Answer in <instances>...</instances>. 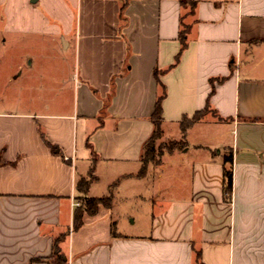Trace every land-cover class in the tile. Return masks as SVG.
Listing matches in <instances>:
<instances>
[{"label": "crops", "instance_id": "crops-1", "mask_svg": "<svg viewBox=\"0 0 264 264\" xmlns=\"http://www.w3.org/2000/svg\"><path fill=\"white\" fill-rule=\"evenodd\" d=\"M181 1L0 0L4 56L17 70L55 56L53 80L69 87L0 109V264H46L57 238L59 264H198L196 251L201 264H264V0ZM15 37L36 46L13 53ZM161 85V135L185 145L140 176ZM79 197L110 204L73 229Z\"/></svg>", "mask_w": 264, "mask_h": 264}, {"label": "rangeland", "instance_id": "rangeland-1", "mask_svg": "<svg viewBox=\"0 0 264 264\" xmlns=\"http://www.w3.org/2000/svg\"><path fill=\"white\" fill-rule=\"evenodd\" d=\"M4 3H0V26L3 17ZM16 38V37H15ZM3 38H0V109L11 108L19 110H31L41 105V99H52L55 92H60V96L67 98L69 87H57V81L53 80L52 74L55 70L53 66L56 63L55 56L45 55H29L22 60V69L17 70V64L20 62L19 56L10 55L4 56ZM50 41L43 40V47H50ZM35 44V45H34ZM36 46V42L29 38L14 39L11 42L13 53L21 51L25 48L26 51H31V46ZM35 53V52H33ZM7 55V54H6ZM31 65H28L29 62ZM264 64V59L260 62ZM54 70V71H53ZM11 80L8 82L9 77ZM15 78V76H17ZM52 78V80H51ZM65 89V90H64ZM40 107V106H39ZM210 111L203 109L198 118L209 117ZM196 119V120H197ZM179 143L178 146L183 147L185 142L183 137L164 138L163 135L155 140V146L167 145L170 143ZM92 177V176H90ZM89 179V177H87Z\"/></svg>", "mask_w": 264, "mask_h": 264}, {"label": "trees", "instance_id": "trees-1", "mask_svg": "<svg viewBox=\"0 0 264 264\" xmlns=\"http://www.w3.org/2000/svg\"><path fill=\"white\" fill-rule=\"evenodd\" d=\"M185 2H187V1L182 0L181 4H184ZM125 3H126V0H121V8L125 5ZM188 4H190V7L192 9L194 6V3L191 2ZM186 31H187V26H185V25H183V28H181L179 30L178 38H179L181 47H180L179 53L176 55V58H175L176 61L179 59L180 53L186 45ZM215 80L221 81L222 79H215ZM210 83H211L210 93H212L214 91V79H211ZM164 95H165V89H164L163 85H161V93L158 95V97L156 99L154 110L151 114V121L153 123V130L143 144V152L141 155V167L139 170L140 176L145 174L147 165L149 163H151V162L152 163H158L159 162V159H160L161 155L163 154V152H165V151L171 152L175 148H181L180 146H178L179 143H177V142L170 143L167 145H160L159 147L155 146V140L160 138V136H161V127H160L161 111H162L161 101H162ZM204 109H209L208 104L205 106ZM201 111H197L193 115V117L190 119L184 117L180 121V128H181V131L183 134L182 136H184L186 129L198 118V115L200 114ZM39 133H40L41 138L44 140V142L47 145H49L51 148H54L45 140L43 133L42 132H39ZM223 163L229 165V167L224 166V168H223V177H224V179H223L224 180L223 181V192H224L225 198L228 199L230 197L231 187H232V154H231V152L223 155ZM92 179H93V177H89V179L84 178V177L79 178L77 180V183H76L77 189L81 192L86 191ZM78 200L80 202V205L75 207V210L73 212V222H72L73 223V229H77L81 226L82 216L85 212L89 213V214H93L96 212L97 207L100 204H103L105 206H108L110 204V197H79ZM56 241H58V238L55 240V252L53 253L51 258L45 259L46 264H59V263L63 262V255L58 253V250L56 247ZM195 255H196L197 263L201 264L199 251H196Z\"/></svg>", "mask_w": 264, "mask_h": 264}, {"label": "built area", "instance_id": "built-area-1", "mask_svg": "<svg viewBox=\"0 0 264 264\" xmlns=\"http://www.w3.org/2000/svg\"><path fill=\"white\" fill-rule=\"evenodd\" d=\"M73 205H74L75 207H77V206L80 205V202H79V201H74Z\"/></svg>", "mask_w": 264, "mask_h": 264}]
</instances>
